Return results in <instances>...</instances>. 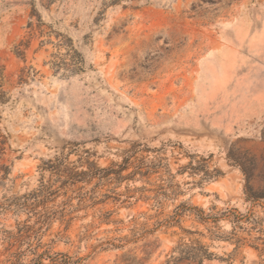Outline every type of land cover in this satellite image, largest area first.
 Returning a JSON list of instances; mask_svg holds the SVG:
<instances>
[{
    "label": "rangeland",
    "instance_id": "374dc122",
    "mask_svg": "<svg viewBox=\"0 0 264 264\" xmlns=\"http://www.w3.org/2000/svg\"><path fill=\"white\" fill-rule=\"evenodd\" d=\"M195 241L264 264V0H0V264Z\"/></svg>",
    "mask_w": 264,
    "mask_h": 264
},
{
    "label": "trees",
    "instance_id": "16d2710c",
    "mask_svg": "<svg viewBox=\"0 0 264 264\" xmlns=\"http://www.w3.org/2000/svg\"><path fill=\"white\" fill-rule=\"evenodd\" d=\"M33 27V24L30 25V28ZM24 43L20 45L18 48V55L24 56L23 50ZM81 64V61H77L74 65L77 66ZM193 247H188L187 244L180 245L178 249L179 257L174 258L168 264H180V263H188V264H204L206 261H211L215 258V255L210 252V249L198 243L197 241L192 243ZM51 264H82V259L75 260L66 254H57L55 257L50 258ZM33 264H42V258L33 262Z\"/></svg>",
    "mask_w": 264,
    "mask_h": 264
}]
</instances>
